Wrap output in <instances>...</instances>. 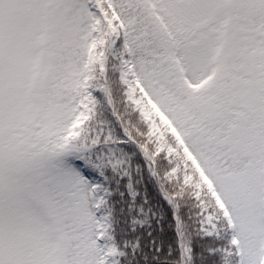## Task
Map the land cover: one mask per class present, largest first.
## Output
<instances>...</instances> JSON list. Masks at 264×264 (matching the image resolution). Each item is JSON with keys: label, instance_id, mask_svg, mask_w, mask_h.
<instances>
[{"label": "snow or ice", "instance_id": "obj_1", "mask_svg": "<svg viewBox=\"0 0 264 264\" xmlns=\"http://www.w3.org/2000/svg\"><path fill=\"white\" fill-rule=\"evenodd\" d=\"M0 264H264V0H0Z\"/></svg>", "mask_w": 264, "mask_h": 264}, {"label": "trees", "instance_id": "obj_2", "mask_svg": "<svg viewBox=\"0 0 264 264\" xmlns=\"http://www.w3.org/2000/svg\"><path fill=\"white\" fill-rule=\"evenodd\" d=\"M141 189L143 192L147 193L148 198L151 201V206L156 210V216L154 217L155 222L152 225L151 231L153 233V238L157 241L158 245L163 248V253L161 254V261H163L169 248L175 249L176 247L177 238L175 233V221L172 217L170 206L163 200V197L154 183H142ZM184 215L187 221V211H185ZM196 248L198 255L199 245H197Z\"/></svg>", "mask_w": 264, "mask_h": 264}]
</instances>
